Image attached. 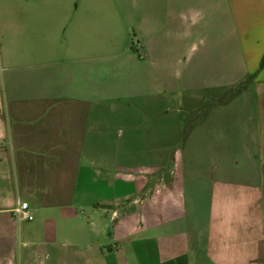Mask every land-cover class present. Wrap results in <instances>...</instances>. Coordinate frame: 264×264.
I'll return each instance as SVG.
<instances>
[{"label":"crops","instance_id":"crops-1","mask_svg":"<svg viewBox=\"0 0 264 264\" xmlns=\"http://www.w3.org/2000/svg\"><path fill=\"white\" fill-rule=\"evenodd\" d=\"M36 1L0 0V264H264V0H116L149 96L106 84L108 6ZM163 89L211 101L175 152Z\"/></svg>","mask_w":264,"mask_h":264},{"label":"rangeland","instance_id":"rangeland-1","mask_svg":"<svg viewBox=\"0 0 264 264\" xmlns=\"http://www.w3.org/2000/svg\"><path fill=\"white\" fill-rule=\"evenodd\" d=\"M38 5L42 6H52L54 3L53 0H39L36 1ZM90 6L92 7H103L108 6L110 9L107 12L103 13L100 12H93V16H104L106 18V22L112 24L113 26H117L118 33L120 37L125 38V41H129L130 45H117V54L118 58L115 59L113 62L108 61V77H107V86L109 88H124V91H129L131 89L132 84H137L139 87L143 89V95L149 96L152 94V84L151 81L154 80L153 77L145 75L148 72V68L146 67V61L143 60L145 57L143 52V46L139 43V39L134 36L132 30L129 32L127 31L126 23L128 20L125 19L127 14H116V0H90ZM15 5V4H14ZM102 12V13H101ZM46 17H51V14H43ZM120 16V19H119ZM101 17V18H102ZM1 20V16H0ZM133 43V44H132ZM131 47V49H130ZM130 53L137 54V60H139L140 64L132 63L128 60L127 55ZM174 79V78H173ZM158 83V79L156 84ZM158 86H156L157 88ZM126 89V90H125ZM155 89V88H154ZM163 93L166 96V100L169 103H166V109L162 110L161 113L163 117L170 115L172 117V124H171V133L168 137V132L166 134V139L170 140L173 144L174 148L173 151L175 152L178 146H181L184 142L186 134L189 132L191 125L198 121L202 115H205L207 109L205 106L207 103L205 102L200 109L195 110H186L181 108L180 102L182 101V97L184 96L181 91H172L168 89H163ZM157 94V92L155 93ZM148 98V97H147ZM133 102V103H132ZM138 103L137 99H125L121 101L124 110L138 112L141 115V120L139 124V129L142 130L146 127V119H143L142 116H146V110L138 107L135 103ZM142 102V100H141ZM139 104V103H138ZM164 108V107H163ZM158 110H156L157 113ZM199 111V112H198ZM193 112V114L191 113ZM139 115V116H140ZM161 115V116H162ZM158 117V116H157ZM156 128L158 126H155ZM142 134V131H141ZM163 137L157 135L155 138L154 143L157 145L162 143ZM167 141V140H166Z\"/></svg>","mask_w":264,"mask_h":264},{"label":"trees","instance_id":"trees-1","mask_svg":"<svg viewBox=\"0 0 264 264\" xmlns=\"http://www.w3.org/2000/svg\"><path fill=\"white\" fill-rule=\"evenodd\" d=\"M264 63V61H263ZM247 82H243L241 83L236 89H232V90H229L227 94H225V96L223 97H216V98H213L211 101H212V104H223V103H226L228 102L229 100L233 99L235 96H237L239 93H241V91H243L244 87L246 86ZM210 101V102H211ZM210 102L208 105L205 106V109H207L209 106H210ZM209 109V108H208ZM207 111V110H206ZM207 112H205L206 114Z\"/></svg>","mask_w":264,"mask_h":264},{"label":"built area","instance_id":"built-area-1","mask_svg":"<svg viewBox=\"0 0 264 264\" xmlns=\"http://www.w3.org/2000/svg\"><path fill=\"white\" fill-rule=\"evenodd\" d=\"M13 213L19 222L32 221L34 219L33 215L29 211V205L27 203H19Z\"/></svg>","mask_w":264,"mask_h":264}]
</instances>
